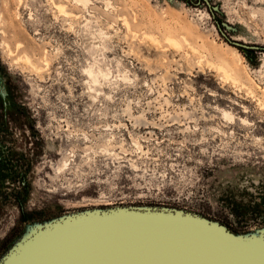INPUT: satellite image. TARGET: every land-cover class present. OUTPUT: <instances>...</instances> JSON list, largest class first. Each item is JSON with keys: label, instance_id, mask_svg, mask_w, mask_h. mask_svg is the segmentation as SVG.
<instances>
[{"label": "rangeland", "instance_id": "rangeland-1", "mask_svg": "<svg viewBox=\"0 0 264 264\" xmlns=\"http://www.w3.org/2000/svg\"><path fill=\"white\" fill-rule=\"evenodd\" d=\"M209 1L213 14L203 0H0V258L93 208L264 228V50L216 25L264 46V0Z\"/></svg>", "mask_w": 264, "mask_h": 264}, {"label": "water", "instance_id": "water-1", "mask_svg": "<svg viewBox=\"0 0 264 264\" xmlns=\"http://www.w3.org/2000/svg\"><path fill=\"white\" fill-rule=\"evenodd\" d=\"M203 2L211 14L217 10ZM216 25L233 46L264 50L227 37L225 31L234 28L228 22ZM0 264H264V228L235 233L178 208H93L30 227Z\"/></svg>", "mask_w": 264, "mask_h": 264}, {"label": "bare ground", "instance_id": "bare-ground-1", "mask_svg": "<svg viewBox=\"0 0 264 264\" xmlns=\"http://www.w3.org/2000/svg\"><path fill=\"white\" fill-rule=\"evenodd\" d=\"M57 5V7H58V9L60 10V11H65V9H64V7H62V5L61 6H59L60 4L58 3V4H56ZM150 37V39L151 40H153V41H155V40H157L156 39V37H154L153 35H150L149 36ZM169 38V40L168 41H170L171 40V42H172V45L174 46V47H176V48H180V41H178V39H175L174 37H168ZM150 39H149V41H150ZM158 41V40H157ZM4 42V41H3ZM158 43H159V41H158ZM9 45V44H8ZM18 45H21V43H18ZM229 46H231V45H229ZM232 47V46H231ZM193 48V50H197V48L196 47H192ZM233 48V50H235V53H236V56H238V58H239V60H242V55H241V53L235 48V47H232ZM203 58V57H202ZM209 59V58H208ZM208 59H207V61H208ZM22 60H23V62H24V64H30L31 66H33L34 68H37V69H39L40 70V68L36 65V63L34 64V62H33V60H32V58H31V56L28 54V53H26V55L24 56V57H22ZM210 60V59H209ZM211 61V60H210ZM47 63H48V61H47ZM216 63V62H215ZM214 64V63H213ZM218 68L220 69V71L222 72V75H223V78L225 77L226 79H232L234 82H236V85H237V82H240L241 81V84H243V85H246V82H243V80H242V75H241V73H239V72H237V71H235V70H233V68L231 67V66H229V65H227L226 63H220V64H218ZM224 80V79H223ZM233 81H232V83H233ZM240 85V84H239ZM248 85H249V83H248ZM248 89H250V91L251 92H253L254 91V89H253V87L252 86H249L248 87ZM251 92H249V93H251ZM259 100V99H258ZM261 102V101H260ZM260 105H262V103L260 104ZM233 116V115H232Z\"/></svg>", "mask_w": 264, "mask_h": 264}, {"label": "trees", "instance_id": "trees-1", "mask_svg": "<svg viewBox=\"0 0 264 264\" xmlns=\"http://www.w3.org/2000/svg\"><path fill=\"white\" fill-rule=\"evenodd\" d=\"M8 157H5V156H0V169L2 168L1 166L7 164L5 163V160H7Z\"/></svg>", "mask_w": 264, "mask_h": 264}]
</instances>
